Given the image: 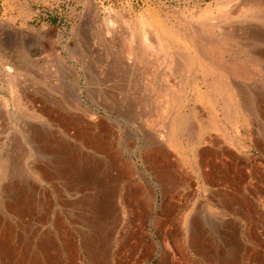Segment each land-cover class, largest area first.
Instances as JSON below:
<instances>
[{
  "label": "rangeland",
  "instance_id": "obj_1",
  "mask_svg": "<svg viewBox=\"0 0 264 264\" xmlns=\"http://www.w3.org/2000/svg\"><path fill=\"white\" fill-rule=\"evenodd\" d=\"M141 19L143 24L161 26L168 21L187 33L191 29L201 33L219 46L223 64L229 59L223 48L243 46L261 53V61L253 66L241 64L243 76L227 79L251 102V112L239 115L237 129L220 110L222 100L213 103L199 81L195 86L199 73L185 65L190 56L186 47L173 43L164 50L162 44L151 42L152 25H141ZM260 30L264 31V0H0V205L8 196L22 201L24 193L19 191L26 185L24 196L33 198L40 212L33 215L21 208L16 228L8 218L6 226L0 225L8 241L14 240L8 247L21 242L22 235L21 250L13 253L10 264H42L36 257L41 252L25 243L32 234L38 244L40 235L49 230L58 246L63 239L74 243L73 261L68 264H89L90 252L78 248L88 237V224L74 221L85 191L66 184L69 177L62 167L67 164L62 155L54 154L78 139L76 129H66L61 121L67 116L82 120L89 116L110 124L116 147L131 165L128 176L119 175L120 182L113 184V201L106 202L107 238L114 234L117 240L106 243L102 257L115 247L119 256L135 252L134 264H153L166 245L154 243L155 234L178 229L181 219L199 217L211 203L216 208L212 217L219 223L232 220L234 232L224 238L227 234L218 226L213 243L218 252L202 264H264V32ZM224 35L232 45L224 44ZM192 108L197 118L188 119L182 136L202 142L187 149L171 145V118L176 111L189 116ZM156 147L164 157L147 158ZM40 165L61 171L46 176L36 172ZM109 174L103 180L110 181ZM171 179L173 189L168 187ZM188 185L187 192L182 187ZM102 202L99 205L106 204ZM76 203L79 209L69 212ZM47 252L43 258L50 264ZM66 253L70 252H63L65 260ZM7 258L3 254L0 264H7Z\"/></svg>",
  "mask_w": 264,
  "mask_h": 264
},
{
  "label": "bare ground",
  "instance_id": "obj_2",
  "mask_svg": "<svg viewBox=\"0 0 264 264\" xmlns=\"http://www.w3.org/2000/svg\"><path fill=\"white\" fill-rule=\"evenodd\" d=\"M252 4H250L249 6L255 7L258 5V4L257 5H252ZM260 4H261V2H260ZM255 10H257V9H255ZM142 22L143 21L141 19L140 20L141 25H144V24L150 25L147 22L146 23L144 22V24ZM151 25H150L151 29L149 27V29L151 30V33L153 35V41H151V42H156L158 44H162L164 46V50H165V48L171 49L173 43L183 44L186 47V51H188L190 53V56H187V57L184 56L185 57V65L187 66V68H190L191 70L195 69V72L199 73V76L195 77V82H194L195 86H197L196 82L198 84V81H199L201 87H203V89H204L203 92L205 93L206 96H208L207 98L209 100L212 101V99H213V103L218 102V99L222 100V103L220 102L222 104V106H221V109L220 108L219 109L222 111L223 115L227 119H229L232 126L237 129L240 125L239 124V122H240L239 121V118H240L239 115L242 113L251 112V110H249V108H248L249 107L248 104L249 103L251 104V102L247 103L248 101L246 102L245 98H243L245 96L241 97V92L238 90L237 84L234 81L232 82V79L230 82H228L227 79L228 78L230 79L232 76H237V77L243 76L245 74V70H244V72H242V70H241L242 65L243 64L244 65H249V64L251 65L252 63H254L256 61H261V53H259L258 50L254 51L253 48L252 49L250 47L244 48L243 46H237L235 49H232V50H228V49L223 48L222 49L223 52H227L226 56L227 57L229 56V59L228 58L225 59L227 61V63L223 64L225 61L224 62L219 61V60H221L220 58H223L222 56L221 57L219 56V54L221 52V51H219V46L215 44L216 46L214 47L211 40L201 37V35H202L201 33H199V34H201V35H199L198 32H196L195 30H192V29L190 31H188V33H187L186 31H182V29H180L174 23H170L168 21L166 23H162L161 26H157L154 24H151ZM145 31H147V30H145ZM260 31H262V30H260ZM262 32H264V31H262ZM252 38H253L252 41H255V42L258 41V39L256 37H252ZM141 39H144V40L146 39L144 33L142 34ZM261 40L263 41V39H261ZM222 41L224 42V44H226V46L232 45V41L226 35H224V37L222 38ZM151 42L148 44H152ZM258 44H260V43H258ZM158 46H160V45H158ZM217 47H218V49H217ZM216 49L218 50V52H216ZM163 53H165V52H163ZM165 58H167V57H165ZM168 59H170V58H168ZM173 66H175V65H173ZM194 66H195V68H194ZM251 66H253V65H251ZM223 81H225L227 83H225V85H224ZM237 98L239 100L238 101L239 103L236 102ZM0 101H1V99H0ZM213 105H215V104H213ZM250 106H252V105H250ZM257 109H259V108H257ZM240 116H242V115H240ZM190 118H193V119L197 118L196 110H193V108L190 109L189 116H188V114L185 115V113L179 115V114H177V111L175 112V114L173 115V118H171V120L169 122V129H168V131H169L168 141L170 142L171 145L179 146V147H182L184 149H187L188 147L195 146V144L198 142H202L199 137H198V139L195 138L196 140L193 137L188 138V139L183 138L184 135L182 136V133H184L187 130V123H188V119H190ZM61 121L64 123L63 125L66 129L69 127H74L76 129V137L79 140L74 138V141H76V144H74L73 146H69L67 148H65V147H63V145H61L64 149H59L60 147H58L55 150V153L54 152L53 153L55 155H58V154L62 155V158L64 159L63 161H65L67 164V165H65L66 167H62L63 175L66 176L65 178L69 177L68 179H66L67 180L66 184L67 185L70 184V186H73L74 188L75 187L76 188H78V187L82 188V190L84 189V191H85V193L83 194L84 196H82L83 200L80 201V204H79L80 205V212H79L80 215L79 214H78L79 216L75 215L74 221L81 222V221L86 220L85 222H86V224H88V227H89V224H91L90 229H89L90 230V237L88 238L87 242L85 241V239H83L81 241L79 240L80 243L79 242L78 243H79L80 247H78V248L82 249V246H83L84 250L87 253L96 252V249H97V251H99V254H100V250H102V248L107 243L106 238H103V231H105V230L102 229V227H104V225H106V223H105L106 220L104 222L103 217L106 215L105 210L110 209L108 204H110V201L113 199V196H114L115 185H113V184L116 183V180H118V178H121L122 175L125 177L128 176V174L132 171V170L130 171L131 165L126 160V158H124V154L120 150H118V148L116 147L117 145H115L114 138H113L115 130L113 129V127L110 124L102 123L100 121L97 122L98 120L93 121V118H91L89 116L83 120L77 116H67L66 118L65 117L61 118ZM59 126L60 125H58V127ZM95 128L99 129L98 132H96ZM93 130H95V132ZM41 135H43V134H41ZM36 139H37V137H36ZM44 142H48L46 140V138H45ZM45 144H47L46 146H48V148L53 147L51 143H45ZM39 147H41V146H39ZM51 150H53V149H51ZM44 151H47V150L45 149ZM37 152H39V151H37ZM39 153H41V152H39ZM186 153H187V151H186ZM164 155L165 154L161 151V149L157 148L156 150H153V152L151 154H149L148 155L149 157L147 156V158L151 157L150 159H155V158L159 159V157L163 158ZM66 156H68V157H66ZM64 164L65 163H61V165H64ZM35 170H36V172H40L46 176H53V175L55 176L59 171H61L60 169H58V167L55 168L54 165L52 167L40 165L37 168L35 167ZM109 170H111L110 171L111 174L107 173ZM33 172H35L34 169H33ZM108 174L110 176L112 175L111 179L108 178V179H110V181L107 180L106 178L105 179L107 181L103 180L104 176L109 177ZM119 175H121V176H119ZM35 179H36V177H35ZM59 180H60V178H59ZM61 181H63V180H61ZM105 181H106V183H105ZM36 182H38L37 179H36ZM25 183H24V185H25ZM32 183H33V181H32ZM108 183L111 185H109ZM16 184H17V182H16ZM16 184H14V185H16ZM25 187H26V185H25ZM25 187L22 185V191L18 190L19 192H21V194L24 193L22 195V201H20L17 198H14V197L10 198L8 195H7L8 196L7 199H6V197L3 200H2L3 197L1 198L2 205H0V225L4 224V226H6L4 223L5 222L4 220L6 218H8L10 220L12 219L15 222L14 228H16V226L19 225V221L17 219H20L19 217L16 216V214H18L19 212L18 213H16V212L19 210L21 211V208H22V211L23 210L27 211V213L30 212L33 215H36L37 212L40 213L39 209L36 207L37 204L35 205L33 203L34 206H32L33 204H32L31 199L33 200V198L30 199L29 195H28V197H26L27 194H26V196H24L25 191L27 190V188H25ZM20 189H21V187H20ZM10 193H13V192H10ZM112 194H113V196H112ZM33 197L35 198V196H33ZM25 199L29 200L31 202L30 206L28 205V202L27 203L24 202ZM104 200H105V202H104ZM101 201H103L104 203L108 202V204L106 203L103 205H101V204L99 205V203ZM49 206H50V204H49ZM124 208H126V207H124ZM43 210H46V206L43 207ZM52 214H53V212H52ZM21 215H24V213ZM40 215L41 214H39V217H41ZM42 215H43V213H42ZM8 216H10V217H8ZM25 216H27V215H25ZM43 217L45 219H47L45 215H43ZM27 218H25V219H27ZM38 220H36V221H38ZM83 224L85 225V223H83ZM11 225H13V224L11 223ZM12 229H13V227H12ZM26 232H27V230H26ZM30 235L32 237L27 238L28 242L25 243V246L28 248L29 247L36 248L39 252H41V253L36 254V257L37 258L39 257L40 261L42 260L41 261L42 264H46L48 262V259H47V261H44V258H43V256L45 255L44 253L46 251H48L50 254V259H49L50 264H68V260H69V262L73 261V259H72V255H73L72 248L74 249V243L72 242L71 239H67V240L63 239V241L61 240L63 242V244L61 246H58L57 240L55 239L54 232H51L49 230V231H46L45 233L43 232L40 235V237H39L40 241L37 244L36 241L34 242L35 236H33L32 234H30ZM13 236H14V234H13ZM18 237H20V236H18ZM20 238H21V242L18 239V241L16 240L17 242H16L15 246L10 245L11 247H8L10 244V241L12 239H10V241H8V238L6 237L4 231L2 232L0 230V261L2 260V255L7 253V256H8L7 259L9 260V262H7V264L8 263L10 264L11 262H13V256H12L13 253L16 250H19L20 247L23 245L22 244V235ZM12 241H14V240H12ZM66 241H69V244ZM19 243H20V245L18 246ZM67 244L69 245V248H68ZM63 248H64V250H63ZM64 251L70 252V254L66 253V254H68L66 257L67 261L65 260V257L63 255ZM29 253L31 254V252H29ZM44 257H47V256H44ZM94 259H95V263L99 264L98 262H100L99 259H101V258L98 257L97 259L96 258H94ZM3 264H5V263L3 262Z\"/></svg>",
  "mask_w": 264,
  "mask_h": 264
},
{
  "label": "crops",
  "instance_id": "obj_3",
  "mask_svg": "<svg viewBox=\"0 0 264 264\" xmlns=\"http://www.w3.org/2000/svg\"><path fill=\"white\" fill-rule=\"evenodd\" d=\"M189 178L192 179L191 177ZM187 181L188 179L186 178V182ZM172 183L173 180L171 179L168 184V187L171 189H173L175 185ZM182 188H185L188 192L191 186H183ZM76 207L79 209L78 203L75 204L73 210L68 209L70 210L69 212H74ZM215 209L216 208H213L212 204L209 203L205 206V208L201 209L203 213L199 217H196L195 215L190 218L187 215V219L180 220L178 229L174 227V230H169L167 235L163 236L155 234L153 242H157L158 244L163 242L166 245L164 246L163 251L157 255L155 260H153V264H202V260H204V258H212V256L215 257L218 250L217 247L213 246V243L215 242L214 230L220 226V228L225 232L224 235L227 234L224 238L233 237L234 232V224L232 220L221 219L219 223L216 218L212 217L213 215L216 216L215 213L213 214ZM65 218L68 221V218ZM85 226L87 227L89 234L87 238L83 239L87 242L90 237V230L87 225ZM102 229L106 231H103V238H106V242L115 243L117 240L116 235L113 234L107 238L109 234L108 226L104 225ZM58 241L60 242V240ZM134 253L135 252L130 251L129 253L125 252L124 255L119 256V252L115 250V247H112L108 252V256H105V258L102 257L101 251L98 256L101 258L99 259L101 261L99 264H134ZM95 255H97V252ZM93 257L94 256H92L90 252L89 264H97L93 262ZM98 257L95 258L97 259Z\"/></svg>",
  "mask_w": 264,
  "mask_h": 264
}]
</instances>
